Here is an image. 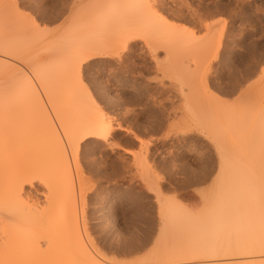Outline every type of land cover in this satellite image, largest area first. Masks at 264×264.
I'll return each instance as SVG.
<instances>
[{
  "label": "rangeland",
  "instance_id": "374dc122",
  "mask_svg": "<svg viewBox=\"0 0 264 264\" xmlns=\"http://www.w3.org/2000/svg\"><path fill=\"white\" fill-rule=\"evenodd\" d=\"M64 1L0 0V66L4 51L15 59L6 57L10 67L0 68V78L36 82L30 64L21 59H42L47 71L56 59H73L86 43L97 42L110 52L88 60L82 69L100 111L117 127L109 142H80L74 181L84 194L78 199V215L84 217L95 253L106 264L263 260L264 253L214 259L174 256L182 240L165 232L161 206L173 204L185 212L188 223L183 225L201 219L230 176L221 164L224 151L263 171L262 156L261 162L254 160L259 149L264 153V0H166L156 15H165L173 29L166 25L154 35L146 30L144 40L125 49V30L108 22L116 19L109 0L98 2L102 8L95 0ZM181 4L185 14L176 18L173 13ZM78 13L81 19L93 16L73 20ZM94 18L100 19L99 33H94ZM80 30L85 33L77 34ZM250 142L257 152H249ZM69 156L71 160V151ZM32 187L28 191L42 200L43 187Z\"/></svg>",
  "mask_w": 264,
  "mask_h": 264
},
{
  "label": "bare ground",
  "instance_id": "6f19581e",
  "mask_svg": "<svg viewBox=\"0 0 264 264\" xmlns=\"http://www.w3.org/2000/svg\"><path fill=\"white\" fill-rule=\"evenodd\" d=\"M100 1L95 0L98 6L103 5L98 3ZM109 1L116 19L112 22L108 17L110 21L106 20L111 23V28L125 30L122 39L124 49L132 42L144 40L146 30L153 35L159 34L163 27L169 25L165 15H156L159 7L166 5V0ZM183 5L173 13L176 18L184 16ZM79 13L72 19L76 20L77 16L81 19L82 14ZM86 15L82 21L89 18ZM96 18L95 24L90 20L95 26L100 20L97 22ZM145 20L147 24L142 26ZM99 29L97 27L94 33H99ZM88 30H84L86 34ZM80 31L76 33H85ZM90 33H93L92 29ZM71 38L70 41L75 36ZM4 52L7 58H11L10 52ZM76 54L71 56H75L73 59H66V55L65 59H56V65L48 72L40 62L42 59H21L30 64L36 82L20 81L15 76L0 78V264H106L90 246L86 222L84 217L81 221L78 215V199H82L84 193L76 185L74 177L79 164L80 142L89 138L109 142L112 131L117 128L102 114L82 76L88 60L110 56V52L94 42L86 43ZM6 57L3 62H8H2L3 67H7L10 61ZM84 90L86 94L82 97ZM83 98L92 101L89 103L93 106L83 102ZM211 118L208 122L214 126ZM250 144L253 147L256 144H247L249 152L254 150L255 153L256 147ZM259 150L256 151L255 155L259 156L255 162H261L260 155L264 159V151L261 154ZM70 151L73 154L71 160ZM221 154L222 167L230 176L223 183L225 185L216 190L201 219L193 218V223L183 225L188 218L185 212L173 204L161 206V214L166 220L165 232L182 240L179 242L173 238L180 243V251L174 256L214 259L264 253V167L259 168L263 171H256L228 154L227 159L225 151ZM36 184L43 187L42 200L28 191V187ZM244 264H264V259Z\"/></svg>",
  "mask_w": 264,
  "mask_h": 264
}]
</instances>
